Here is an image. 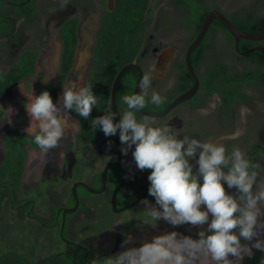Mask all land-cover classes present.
Here are the masks:
<instances>
[{
	"label": "flooded vegetation",
	"instance_id": "af4514ba",
	"mask_svg": "<svg viewBox=\"0 0 264 264\" xmlns=\"http://www.w3.org/2000/svg\"><path fill=\"white\" fill-rule=\"evenodd\" d=\"M121 3L129 0H0V264H96L124 251L128 236L134 243L126 247L138 248L173 231L195 240L207 230V224H146L141 201L155 205L148 194L151 170L137 168L135 145L121 152L127 145L119 130L110 137L92 130L93 119L114 115L113 100L123 114L121 97L139 94L153 68L149 97L155 91L166 102L159 108L149 103L137 120L148 116L154 127H174L179 139L222 144L229 152L239 147L264 180V40H236L215 17L190 54L197 89L170 107L195 83L185 53L206 16L218 11L241 32L261 34L264 0H137L130 31L113 26ZM73 79L92 87L97 105L88 119L69 113L73 132L61 141L64 147L47 154L39 172V160L31 162L39 149L26 132L21 87L35 96L48 91L58 103ZM6 145L24 156L21 171L3 168ZM196 159L189 161L194 174ZM252 251V257L260 252Z\"/></svg>",
	"mask_w": 264,
	"mask_h": 264
},
{
	"label": "clouds",
	"instance_id": "9594fccd",
	"mask_svg": "<svg viewBox=\"0 0 264 264\" xmlns=\"http://www.w3.org/2000/svg\"><path fill=\"white\" fill-rule=\"evenodd\" d=\"M154 71L153 68L144 74L139 94L121 97L127 109L119 114L118 123H114L113 114L103 115L92 120V130L99 128L106 137L115 136L119 130L121 144L127 145L121 152L127 155L135 145L132 155L137 168L151 170L148 194L155 198V205L141 201L148 218L146 224L155 227L163 220L174 227L185 224L208 227L198 233L199 239L173 231L155 236L138 248L126 247L134 243L128 236L124 240L125 250L107 257L105 264H240L246 256L254 255L253 249L264 252V239L260 238L264 235V180H258L259 165L239 147L229 152L222 144L201 142L186 135L179 139L174 127H154V118L144 116L138 121L136 113L149 103L159 108L166 102V97L155 91L149 97ZM21 92L27 98L25 110L30 118L26 132L34 137L39 149L32 153L31 162L39 160L35 168L40 172L47 154L64 147L61 141L73 132L69 113L75 111L88 119L97 105V96L91 86H81L79 79L70 80L63 87L58 103H53L48 91L35 96L33 90L23 86ZM6 110L9 118L13 109ZM190 159H196L195 174ZM225 183L228 189L236 190V196L226 192ZM202 205L206 210H201ZM241 238L246 242L255 239V243L242 244ZM230 256L235 259H229Z\"/></svg>",
	"mask_w": 264,
	"mask_h": 264
},
{
	"label": "water",
	"instance_id": "95a60500",
	"mask_svg": "<svg viewBox=\"0 0 264 264\" xmlns=\"http://www.w3.org/2000/svg\"><path fill=\"white\" fill-rule=\"evenodd\" d=\"M219 18L222 23L225 25V27L228 29V31L231 33V35L238 40V38H243V39H251V40H264V33L261 34H256V33H251V32H241L240 30H238L225 16H223L220 12L218 11H211L206 18L204 19L200 31L197 34V36L195 37V39L193 40V42L190 44L189 48L187 49L186 53H185V62H186V66L187 69L190 73V75L193 77L195 83L194 85L184 94H182L181 96H179L178 98H176L170 105V107H172L173 105H175L178 101L185 99L187 97H190L194 94V92L197 89V85H198V79L197 76L195 75L194 69H193V65L191 62V58H190V54L192 52V50L194 49V47L200 42V40L203 38V36L205 35V33L207 32L212 20L214 18ZM88 56V53H87ZM132 66V65H131ZM126 68V67H125ZM123 68L120 73L118 74L117 78L120 76V74L123 72V70L125 69ZM140 80V78H139ZM138 80V83H139ZM137 90V89H136ZM136 90H135V94H136ZM113 111H114V116H115V122L118 123L119 122V114H118V110L116 108L115 102L113 100Z\"/></svg>",
	"mask_w": 264,
	"mask_h": 264
},
{
	"label": "trees",
	"instance_id": "16d2710c",
	"mask_svg": "<svg viewBox=\"0 0 264 264\" xmlns=\"http://www.w3.org/2000/svg\"><path fill=\"white\" fill-rule=\"evenodd\" d=\"M122 3L119 6V10L117 11V15L114 18V28L115 29H123L130 31V28L134 22L133 20V10L135 9L137 5V0H129V3L126 4L125 7H122ZM264 20V19H263ZM261 60H264V55H261ZM264 82V81H263ZM12 147H9L6 145V160L4 162L3 168L10 169V170H17L21 171L23 166V158L24 156L20 154V157L18 156V153L14 151ZM20 173V172H19ZM103 254H100L102 256ZM247 264H264V252H259L254 257H252Z\"/></svg>",
	"mask_w": 264,
	"mask_h": 264
},
{
	"label": "rangeland",
	"instance_id": "374dc122",
	"mask_svg": "<svg viewBox=\"0 0 264 264\" xmlns=\"http://www.w3.org/2000/svg\"><path fill=\"white\" fill-rule=\"evenodd\" d=\"M105 259L106 258H103V259L99 260L96 264H105Z\"/></svg>",
	"mask_w": 264,
	"mask_h": 264
},
{
	"label": "crops",
	"instance_id": "0c3cea01",
	"mask_svg": "<svg viewBox=\"0 0 264 264\" xmlns=\"http://www.w3.org/2000/svg\"><path fill=\"white\" fill-rule=\"evenodd\" d=\"M98 262V261H97Z\"/></svg>",
	"mask_w": 264,
	"mask_h": 264
}]
</instances>
